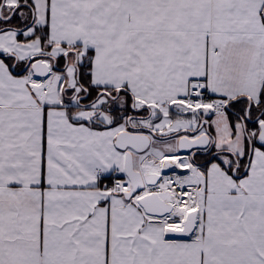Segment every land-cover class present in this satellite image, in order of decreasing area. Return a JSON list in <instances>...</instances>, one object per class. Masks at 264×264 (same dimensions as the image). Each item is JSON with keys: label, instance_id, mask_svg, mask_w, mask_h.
Here are the masks:
<instances>
[{"label": "snow or ice", "instance_id": "obj_1", "mask_svg": "<svg viewBox=\"0 0 264 264\" xmlns=\"http://www.w3.org/2000/svg\"><path fill=\"white\" fill-rule=\"evenodd\" d=\"M0 264H264V0H0Z\"/></svg>", "mask_w": 264, "mask_h": 264}]
</instances>
